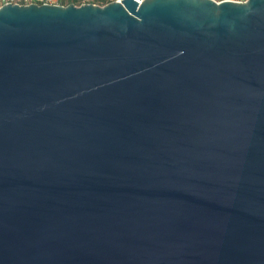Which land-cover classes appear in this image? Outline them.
<instances>
[{
	"label": "water",
	"instance_id": "water-1",
	"mask_svg": "<svg viewBox=\"0 0 264 264\" xmlns=\"http://www.w3.org/2000/svg\"><path fill=\"white\" fill-rule=\"evenodd\" d=\"M0 264H264V0L0 6Z\"/></svg>",
	"mask_w": 264,
	"mask_h": 264
},
{
	"label": "built area",
	"instance_id": "built-area-1",
	"mask_svg": "<svg viewBox=\"0 0 264 264\" xmlns=\"http://www.w3.org/2000/svg\"><path fill=\"white\" fill-rule=\"evenodd\" d=\"M214 1L221 2V1H225V0H214ZM233 1L244 2L246 0H233ZM6 3H17V4H26V5L31 4V3L65 5V4H63L62 0H60V2H59V0H0V6H2L3 4H6ZM93 4H95V3H93Z\"/></svg>",
	"mask_w": 264,
	"mask_h": 264
},
{
	"label": "trees",
	"instance_id": "trees-1",
	"mask_svg": "<svg viewBox=\"0 0 264 264\" xmlns=\"http://www.w3.org/2000/svg\"><path fill=\"white\" fill-rule=\"evenodd\" d=\"M63 1V4H70V3H73L75 5H80L82 3V0H62ZM113 0H90L88 2H92V3H97L98 5H104V4H107L109 2H111Z\"/></svg>",
	"mask_w": 264,
	"mask_h": 264
},
{
	"label": "rangeland",
	"instance_id": "rangeland-1",
	"mask_svg": "<svg viewBox=\"0 0 264 264\" xmlns=\"http://www.w3.org/2000/svg\"><path fill=\"white\" fill-rule=\"evenodd\" d=\"M88 1H90V0H82V3H90V2H88ZM59 2H60V0H59ZM81 3V4H82ZM92 3V2H91ZM95 4H97V3H95Z\"/></svg>",
	"mask_w": 264,
	"mask_h": 264
}]
</instances>
